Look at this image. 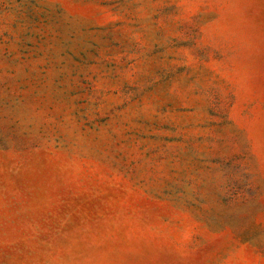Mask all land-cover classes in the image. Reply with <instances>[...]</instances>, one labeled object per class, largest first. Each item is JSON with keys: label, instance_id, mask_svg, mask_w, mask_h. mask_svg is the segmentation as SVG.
<instances>
[{"label": "rangeland", "instance_id": "1", "mask_svg": "<svg viewBox=\"0 0 264 264\" xmlns=\"http://www.w3.org/2000/svg\"><path fill=\"white\" fill-rule=\"evenodd\" d=\"M0 264H264V0H0Z\"/></svg>", "mask_w": 264, "mask_h": 264}]
</instances>
